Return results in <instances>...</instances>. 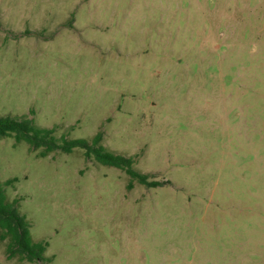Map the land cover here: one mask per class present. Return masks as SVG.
Wrapping results in <instances>:
<instances>
[{
    "label": "rangeland",
    "instance_id": "rangeland-1",
    "mask_svg": "<svg viewBox=\"0 0 264 264\" xmlns=\"http://www.w3.org/2000/svg\"><path fill=\"white\" fill-rule=\"evenodd\" d=\"M5 116L159 184L0 139L46 264H264V0H0Z\"/></svg>",
    "mask_w": 264,
    "mask_h": 264
},
{
    "label": "trees",
    "instance_id": "trees-1",
    "mask_svg": "<svg viewBox=\"0 0 264 264\" xmlns=\"http://www.w3.org/2000/svg\"><path fill=\"white\" fill-rule=\"evenodd\" d=\"M53 129L41 128L34 125L31 119L26 117L12 118L0 117V139L12 138L16 143L24 142L29 152L36 157L44 158L52 152L71 153L74 149H81L86 159L93 158L97 163L120 169L147 187H156L155 181H148V176L138 173L132 168V159L108 152L100 145V135L96 134L88 141L85 139H67L63 136L56 138ZM16 179H8L0 182V242L5 241V253L7 258H16L19 261L42 262L46 264L48 258L45 252L47 243L33 241L30 235V225L25 216L20 214L17 200L9 201L5 194V188Z\"/></svg>",
    "mask_w": 264,
    "mask_h": 264
}]
</instances>
